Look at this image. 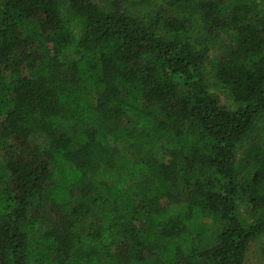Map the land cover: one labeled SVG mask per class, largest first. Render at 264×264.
<instances>
[{
    "label": "trees",
    "instance_id": "1",
    "mask_svg": "<svg viewBox=\"0 0 264 264\" xmlns=\"http://www.w3.org/2000/svg\"><path fill=\"white\" fill-rule=\"evenodd\" d=\"M0 145V264L264 263V0H0Z\"/></svg>",
    "mask_w": 264,
    "mask_h": 264
},
{
    "label": "rangeland",
    "instance_id": "2",
    "mask_svg": "<svg viewBox=\"0 0 264 264\" xmlns=\"http://www.w3.org/2000/svg\"><path fill=\"white\" fill-rule=\"evenodd\" d=\"M221 97V100L222 102L227 105V106H230L231 105V102L229 99H227L225 96H220ZM7 145V144H6ZM8 146V145H7ZM3 146L0 145V152L3 151V153H1L0 155V166L6 162L7 158H8V154H4V148H2ZM6 147V146H5ZM45 224V222H43ZM42 229L39 228V231H41ZM247 262L248 264H264L263 262H261L258 257H257V254H256V247L255 245L253 244L249 250V252L247 253Z\"/></svg>",
    "mask_w": 264,
    "mask_h": 264
}]
</instances>
